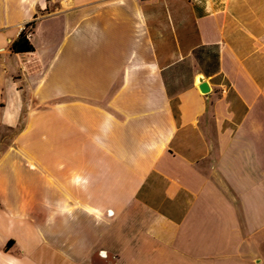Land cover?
<instances>
[{
    "label": "crops",
    "instance_id": "obj_1",
    "mask_svg": "<svg viewBox=\"0 0 264 264\" xmlns=\"http://www.w3.org/2000/svg\"><path fill=\"white\" fill-rule=\"evenodd\" d=\"M0 145V264H264V0H0Z\"/></svg>",
    "mask_w": 264,
    "mask_h": 264
},
{
    "label": "trees",
    "instance_id": "obj_2",
    "mask_svg": "<svg viewBox=\"0 0 264 264\" xmlns=\"http://www.w3.org/2000/svg\"><path fill=\"white\" fill-rule=\"evenodd\" d=\"M29 33L30 32L24 31L19 35L18 39L11 46V51L13 53H31L34 51V48L32 44L30 43L28 36H27ZM212 71H214V69H212ZM212 71L208 69V70H205V73L212 72Z\"/></svg>",
    "mask_w": 264,
    "mask_h": 264
},
{
    "label": "water",
    "instance_id": "obj_3",
    "mask_svg": "<svg viewBox=\"0 0 264 264\" xmlns=\"http://www.w3.org/2000/svg\"><path fill=\"white\" fill-rule=\"evenodd\" d=\"M196 81L198 83H201V84H199V89L202 93H207L209 91L207 84L205 82H203V76H201V75L198 76Z\"/></svg>",
    "mask_w": 264,
    "mask_h": 264
},
{
    "label": "rangeland",
    "instance_id": "obj_4",
    "mask_svg": "<svg viewBox=\"0 0 264 264\" xmlns=\"http://www.w3.org/2000/svg\"><path fill=\"white\" fill-rule=\"evenodd\" d=\"M89 53H90L89 56L91 57V59H92V57H94V58L98 57L99 56V49L93 48L89 51ZM4 147H5V145H0V153L5 149Z\"/></svg>",
    "mask_w": 264,
    "mask_h": 264
}]
</instances>
